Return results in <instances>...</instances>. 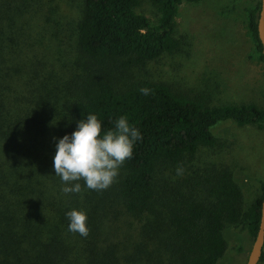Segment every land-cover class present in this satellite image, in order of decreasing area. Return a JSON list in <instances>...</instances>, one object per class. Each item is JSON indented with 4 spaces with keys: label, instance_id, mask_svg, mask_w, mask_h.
Segmentation results:
<instances>
[{
    "label": "trees",
    "instance_id": "16d2710c",
    "mask_svg": "<svg viewBox=\"0 0 264 264\" xmlns=\"http://www.w3.org/2000/svg\"><path fill=\"white\" fill-rule=\"evenodd\" d=\"M150 1L155 23L139 11L141 0H0V264H124L108 231L115 204L138 216L166 202L162 264H218L232 225L256 237L264 182L248 202L234 170L203 159L218 146V123L264 126V107L212 105L208 95L154 76L150 65L180 47L181 5L202 0ZM260 9L261 0H250L222 11L243 17L252 56L264 63ZM89 112L104 129L126 116L141 139L108 188L81 180L79 193H64L44 148ZM27 134L46 144L28 143ZM80 202L87 236L67 227V205Z\"/></svg>",
    "mask_w": 264,
    "mask_h": 264
},
{
    "label": "rangeland",
    "instance_id": "374dc122",
    "mask_svg": "<svg viewBox=\"0 0 264 264\" xmlns=\"http://www.w3.org/2000/svg\"><path fill=\"white\" fill-rule=\"evenodd\" d=\"M250 0H202L184 2L177 16L178 50L166 54L150 65L157 78L179 88L192 89L209 96L212 105L253 102L264 107V63L252 56L254 43L246 24L238 14L223 13L232 5ZM139 11L155 23L158 11L150 0H141ZM214 132L218 146L205 153L212 166L226 165L234 170L244 187L248 202L261 193L264 182V126H239L231 121L218 123ZM46 144L41 137L27 134L26 141ZM24 152L32 151L26 146ZM51 165L55 141L45 146ZM165 201H159L147 215H133L112 205L108 231L117 236L119 256L124 264H162L159 237L166 231ZM69 203L68 210L82 208V203ZM146 226H149L146 228ZM150 236L154 239H149ZM229 247L218 264H247L252 238L244 225L228 228ZM150 241H154L150 244ZM259 264H264V260Z\"/></svg>",
    "mask_w": 264,
    "mask_h": 264
},
{
    "label": "clouds",
    "instance_id": "9594fccd",
    "mask_svg": "<svg viewBox=\"0 0 264 264\" xmlns=\"http://www.w3.org/2000/svg\"><path fill=\"white\" fill-rule=\"evenodd\" d=\"M139 91L148 95L150 90L142 87ZM102 124L97 114L89 112L76 122L71 133L53 138L52 167L54 175L60 177L64 193H79L81 180L87 189L108 188L117 177L120 166L132 157L134 145L141 139L139 129L124 115L114 121L112 128L104 129ZM180 171L177 169V174ZM65 215L69 232L88 235L85 210L73 208Z\"/></svg>",
    "mask_w": 264,
    "mask_h": 264
},
{
    "label": "water",
    "instance_id": "95a60500",
    "mask_svg": "<svg viewBox=\"0 0 264 264\" xmlns=\"http://www.w3.org/2000/svg\"><path fill=\"white\" fill-rule=\"evenodd\" d=\"M258 33L263 46L264 54V0H261V9L258 18ZM264 251V199L262 203L261 222L256 237L253 239L247 264H259Z\"/></svg>",
    "mask_w": 264,
    "mask_h": 264
}]
</instances>
